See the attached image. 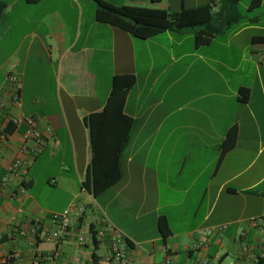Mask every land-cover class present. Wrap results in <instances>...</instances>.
Wrapping results in <instances>:
<instances>
[{"label": "crops", "instance_id": "crops-1", "mask_svg": "<svg viewBox=\"0 0 264 264\" xmlns=\"http://www.w3.org/2000/svg\"><path fill=\"white\" fill-rule=\"evenodd\" d=\"M106 1L172 12L202 4L216 12L220 2ZM249 1L238 5L264 7L261 0L249 9ZM95 8V0H0V262L32 264L38 254L55 253L56 264H103L107 236L83 244L79 236L85 220L106 218L128 237L129 264H264V40L254 39L264 32L253 31L264 21L244 16L197 46L194 29L140 38L96 20ZM10 69L21 79L19 110L9 98ZM122 73L136 80L123 109L134 124L119 179L94 198L82 185L91 159L84 118L104 108ZM240 87L249 88L245 102ZM13 116L36 121L38 153L25 141L27 123L16 126ZM233 124L236 143L219 159ZM15 158L22 166L2 186ZM73 201L85 204V217L59 241L31 234L37 220L52 230L49 215Z\"/></svg>", "mask_w": 264, "mask_h": 264}, {"label": "trees", "instance_id": "trees-1", "mask_svg": "<svg viewBox=\"0 0 264 264\" xmlns=\"http://www.w3.org/2000/svg\"><path fill=\"white\" fill-rule=\"evenodd\" d=\"M238 1L220 0L216 12L212 11L210 4L172 12L167 9L95 0L94 17L98 21L113 24L140 38H148L169 29L191 28L195 30L194 41L198 46L208 43L213 36L228 31L244 17L239 10ZM260 4L261 0H250L248 7L251 9ZM255 38L264 40V36L261 35L254 36ZM135 81V76L131 73L114 75L104 108L84 118L89 130L91 159L82 185L94 198L120 177V154L128 142L134 124L133 118L126 115L123 109L127 93ZM239 91L241 101H247L249 88L240 87ZM237 132L235 124L229 126L220 144L219 159L234 147ZM158 226L162 235L169 234L170 230L164 215L159 216ZM10 263V259L0 262V264ZM94 264L102 263L95 259Z\"/></svg>", "mask_w": 264, "mask_h": 264}, {"label": "built area", "instance_id": "built-area-1", "mask_svg": "<svg viewBox=\"0 0 264 264\" xmlns=\"http://www.w3.org/2000/svg\"><path fill=\"white\" fill-rule=\"evenodd\" d=\"M264 60V55L261 56ZM13 66V65H12ZM7 80L13 87L10 93V102L16 110L21 107L20 99V89H21V79L18 74L10 69L6 75ZM5 100L3 95L0 94V119L4 113ZM11 121L14 125L18 126L21 122H25L28 125V129L25 133V141L33 143L29 149L34 155L38 153L42 148V136L37 128L36 121L32 117H20L13 116ZM1 129V121H0ZM5 134L0 130V140L4 139ZM24 148L27 145L24 144ZM22 166V160L20 158H15L11 164L6 168V174L1 179L2 186H5L8 181L9 175H17L19 168ZM86 206L84 203L73 201L67 208L60 212H53L49 215V221L54 226L50 231H47L44 227L39 224V220L36 221L34 226L30 229L31 234L36 236L37 239H49L54 241H59L69 230L72 224L79 222L85 217ZM262 218L252 219L251 222L256 224L261 221ZM100 224V227H99ZM226 225H218L216 229L222 231L226 229ZM107 236L109 250L107 255L104 257L103 264H129L128 258L126 256L127 243L129 241L128 237L115 225H113L106 218H95L94 220H85L84 223V233L79 236L80 243H85L86 241H93V239H102ZM203 244L201 242L195 244V248L201 249ZM55 253L47 255H37L32 264H41L42 261L45 264H56ZM79 260L76 259L74 264H79ZM199 264H207V260L203 259Z\"/></svg>", "mask_w": 264, "mask_h": 264}, {"label": "rangeland", "instance_id": "rangeland-1", "mask_svg": "<svg viewBox=\"0 0 264 264\" xmlns=\"http://www.w3.org/2000/svg\"><path fill=\"white\" fill-rule=\"evenodd\" d=\"M239 10L243 13L244 16H250V15H254V14H258L259 17L261 18L262 21H264V7L259 9V10H255L252 12H248L247 10H245V8L240 5L239 6ZM84 11H87V4L84 3ZM255 33H263L264 29H257V30H253Z\"/></svg>", "mask_w": 264, "mask_h": 264}]
</instances>
